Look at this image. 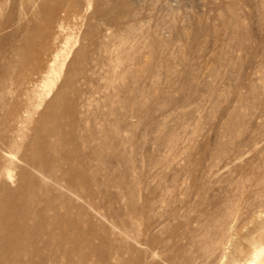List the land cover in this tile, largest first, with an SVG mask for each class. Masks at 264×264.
<instances>
[{
    "label": "rangeland",
    "instance_id": "374dc122",
    "mask_svg": "<svg viewBox=\"0 0 264 264\" xmlns=\"http://www.w3.org/2000/svg\"><path fill=\"white\" fill-rule=\"evenodd\" d=\"M95 4L114 8L110 25ZM11 5L0 0V27L17 15ZM86 16L96 28L88 50L101 37L118 67L79 83L89 99L85 128L96 127V212L72 210L60 264H264V183L243 180L264 173V0H93ZM87 26L72 29L65 63ZM10 30H0V78ZM33 124H23L18 143ZM54 245H39L34 262L58 264L64 252Z\"/></svg>",
    "mask_w": 264,
    "mask_h": 264
},
{
    "label": "bare ground",
    "instance_id": "6f19581e",
    "mask_svg": "<svg viewBox=\"0 0 264 264\" xmlns=\"http://www.w3.org/2000/svg\"><path fill=\"white\" fill-rule=\"evenodd\" d=\"M5 1L12 4L13 9L16 7L18 12L15 17H11L10 24L0 27V30L11 28L7 36L13 41L8 52L9 60L2 67L3 74L0 78V122L3 127L0 129V264H37L34 262L33 252L39 245L55 244L64 252L67 244L63 242L70 240L63 232L66 229L62 228L73 220L72 210L88 218L96 212L95 192L91 187L95 177L93 174L97 173H93L92 166L95 161L93 157L97 156L96 149L91 146V135L95 134L96 129H93L94 122V127L91 126L88 130L85 128V122L89 119L83 111L87 98L79 83L84 81L85 87L90 86V80L93 79L89 78L91 74L97 72L98 68L103 69L102 66L105 72L114 70L116 61H111L114 65L110 64L114 55L101 37L95 39L93 48L88 50L86 37L96 33L94 24L87 26L86 23L89 21L86 14L93 0ZM113 9L111 6L98 7L95 4L91 11L99 18H104V24L110 25L115 15ZM93 20L95 21L94 18ZM82 25L87 26L82 32V41L72 52L71 59L65 63L75 39L72 29H79ZM101 52L105 53V61L102 62ZM117 61L124 71L125 59ZM61 73L62 81L52 90ZM93 81L91 85L94 84ZM15 84L18 91L11 88ZM95 89L97 92L96 87ZM40 90L44 95L52 91V97L48 100L44 97L36 98L35 95L40 94ZM38 107H41L39 112ZM108 117L107 114V119ZM31 122H34L32 133L24 144L18 143L19 139L24 138L23 124ZM105 126L107 128L106 124ZM104 129L102 135L107 134ZM37 140L41 141L36 144ZM111 144L112 142L110 147ZM95 170L97 171L96 168ZM249 173L243 180L247 179L258 185L264 183V173L261 176ZM258 198L263 203L264 192ZM232 201L230 212L236 214L238 197ZM83 205L87 209L84 210ZM36 219L42 224H38ZM85 242L88 241L85 239ZM85 242L82 244L85 245ZM48 249L49 246L46 250ZM66 253H63L61 259L58 258V264L63 262ZM49 259L45 260L49 262ZM248 264H258V260Z\"/></svg>",
    "mask_w": 264,
    "mask_h": 264
}]
</instances>
